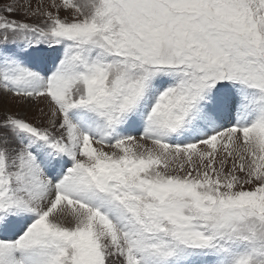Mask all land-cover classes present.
Returning <instances> with one entry per match:
<instances>
[{
    "label": "snow or ice",
    "instance_id": "obj_1",
    "mask_svg": "<svg viewBox=\"0 0 264 264\" xmlns=\"http://www.w3.org/2000/svg\"><path fill=\"white\" fill-rule=\"evenodd\" d=\"M5 96L0 264H264V0H13Z\"/></svg>",
    "mask_w": 264,
    "mask_h": 264
},
{
    "label": "rangeland",
    "instance_id": "obj_2",
    "mask_svg": "<svg viewBox=\"0 0 264 264\" xmlns=\"http://www.w3.org/2000/svg\"><path fill=\"white\" fill-rule=\"evenodd\" d=\"M13 0H0V9L6 8L8 5L12 4ZM61 19H64L66 14L61 13ZM10 19L15 20H24L25 17L22 15H14L9 17ZM28 23H40L39 20H29L26 21ZM61 53L60 51L51 52L48 56L47 60L40 65L41 70L44 72H48L52 69L53 63L57 62V56ZM3 103L0 104V116L3 115H12L15 117L22 118L26 120L28 123L37 126L38 128H44L48 126L49 120V111H50V104L46 98H40L39 100H29L24 102L22 100H18L12 98L11 96H5L3 98ZM8 100V101H7ZM5 101V102H4ZM44 110L43 112L41 110ZM224 123L226 125H230L231 121L225 118ZM131 134L136 136L137 141L143 143L145 147H151L150 144L147 142L139 141V132L136 129L130 130ZM105 151H109V149H104Z\"/></svg>",
    "mask_w": 264,
    "mask_h": 264
},
{
    "label": "bare ground",
    "instance_id": "obj_3",
    "mask_svg": "<svg viewBox=\"0 0 264 264\" xmlns=\"http://www.w3.org/2000/svg\"><path fill=\"white\" fill-rule=\"evenodd\" d=\"M4 100V99H3ZM8 101V100H7ZM5 102V101H4Z\"/></svg>",
    "mask_w": 264,
    "mask_h": 264
}]
</instances>
